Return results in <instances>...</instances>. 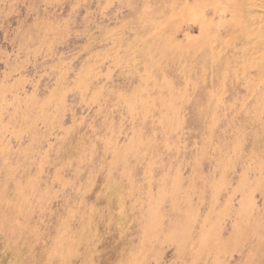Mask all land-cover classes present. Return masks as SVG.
<instances>
[{
    "label": "rangeland",
    "instance_id": "1",
    "mask_svg": "<svg viewBox=\"0 0 264 264\" xmlns=\"http://www.w3.org/2000/svg\"><path fill=\"white\" fill-rule=\"evenodd\" d=\"M0 264H264V0H0Z\"/></svg>",
    "mask_w": 264,
    "mask_h": 264
}]
</instances>
